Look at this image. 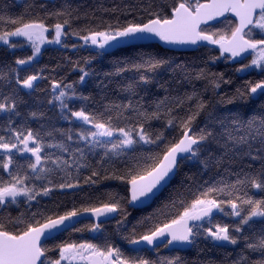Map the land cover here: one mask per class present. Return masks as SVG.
Masks as SVG:
<instances>
[{
  "label": "snow or ice",
  "instance_id": "obj_1",
  "mask_svg": "<svg viewBox=\"0 0 264 264\" xmlns=\"http://www.w3.org/2000/svg\"><path fill=\"white\" fill-rule=\"evenodd\" d=\"M39 7L31 18L0 7L3 51L31 48L0 66V264H190L181 253L192 248L216 252L219 264H264V79L222 93L232 81L210 67L231 62L237 73L264 76V0ZM72 37L83 42L73 49L95 55L71 62L76 80L53 78L48 98L30 103L43 77L21 76V67L37 62L42 45L67 48ZM152 39L206 49L204 66L162 82L152 74L165 61L147 52L102 77L91 68L110 49ZM126 72L137 75L112 88ZM185 165L196 171L130 221L127 207L147 205Z\"/></svg>",
  "mask_w": 264,
  "mask_h": 264
},
{
  "label": "trees",
  "instance_id": "obj_2",
  "mask_svg": "<svg viewBox=\"0 0 264 264\" xmlns=\"http://www.w3.org/2000/svg\"><path fill=\"white\" fill-rule=\"evenodd\" d=\"M138 0H0V7L6 6L8 11L13 15L25 14L26 18H31L33 14L40 13L42 11L39 7L41 4L47 6L48 11H53L57 8L63 7L66 4L71 5L76 8L79 7L81 11H91L98 8H113L116 6L123 7L127 4H136ZM35 5V7H31ZM108 18V17H105ZM54 21H48L49 24ZM80 27H88L83 21L80 22ZM68 47L63 48L60 45H45L41 51L42 55L38 57L37 62H35L31 67L23 68L21 67L20 74L21 76H26L29 74H40L43 79L37 81L36 90L32 93L31 97H25L29 99L30 103L32 101L43 102L48 98V93L50 92V83L53 78L61 79L67 77L65 82L71 80H76L78 78V73L73 72L71 62L83 61L84 58L89 57L90 55H95L94 52H91L87 48L77 49L72 48V44H77L78 46L82 44L80 40L76 37H72L67 41ZM140 52L152 53L153 55L162 58L165 63L163 66L154 74H152V79L155 82H162L166 79H170L174 74L179 73L182 69L187 72H193L199 67H203V61L207 58V51L204 48H194L191 50H174L167 47H163L158 43L149 42L141 44H131L125 46H119L113 49H110L103 56L97 57L91 64V68L94 69L98 74L103 76V73L114 72L117 62H123L125 60H133L136 58L137 54ZM31 54V48L25 47L23 49L15 50L13 55L12 52L3 51V46L0 45V66L4 63H11L14 61L15 57H23ZM213 55H218V52L212 53ZM250 57L242 61L243 63H248ZM239 64H233L231 62L225 63L223 61L216 63L215 65H210L213 72H222L224 73L225 79H230L232 83L230 85H222V93H233L237 87H240L245 84L246 81H258L264 79L258 71H251L247 74L237 73L235 71L238 68ZM137 74L133 72H126L121 76L114 77L112 80V88H115L118 83H124L129 79H132ZM95 80H90L87 89L91 91L93 89ZM197 88H202L204 86L203 81H194ZM152 91H155V84H153ZM27 91V90H25ZM114 95V93H113ZM208 98L214 103L217 99L216 96L212 95L210 92L207 94ZM47 110V105L44 106ZM232 108V105L228 106ZM22 111L26 109L22 108ZM49 115H54V111H50ZM36 124H33V127H36ZM66 126V125H61ZM196 168L192 165H185L180 172L173 178L170 184L162 189L158 193L157 197L154 198L148 205L137 209L133 207H127V211L130 213L129 220L133 223L136 219L141 216H146L152 213L157 207L164 201L169 192L174 188L179 181L183 178L186 173L195 172ZM111 189L115 192H119L121 195H124L123 186H117L116 184H111ZM101 191H103V186H101ZM65 199V198H61ZM70 201V197L66 198V202ZM23 209H13L12 215L15 216L19 211ZM119 218V217H117ZM83 224L90 223L89 220L82 221ZM115 224V221H111L106 225V228L109 232L112 231V228ZM78 227L80 225H77ZM67 233L64 234L67 237ZM83 235L84 238L89 237V233L85 232L83 234H74V238H78ZM121 246L125 249L130 248L126 242H120ZM200 248H205V245L201 244ZM228 252H237L238 248L229 247ZM162 255H168L169 252L167 249L161 248ZM181 255L185 256L190 264H196L198 261H203L207 259H214L219 264L222 257L214 251H199V249L192 248L185 252H182Z\"/></svg>",
  "mask_w": 264,
  "mask_h": 264
},
{
  "label": "water",
  "instance_id": "obj_3",
  "mask_svg": "<svg viewBox=\"0 0 264 264\" xmlns=\"http://www.w3.org/2000/svg\"><path fill=\"white\" fill-rule=\"evenodd\" d=\"M149 42H155V43L160 44V45L163 46V47H167V48L174 49V50H191V49L196 48L195 46H185V45H170V44H165L164 42L159 41L158 39L144 40V41H137V42H135V44L149 43ZM126 45H131V44H126ZM122 46H125V45H122ZM150 202H151V201H150ZM150 202H149V203H150ZM149 203H148V204H149ZM148 204H147V205H148ZM145 206H146V205H145ZM143 207H144V206H143Z\"/></svg>",
  "mask_w": 264,
  "mask_h": 264
},
{
  "label": "rangeland",
  "instance_id": "obj_4",
  "mask_svg": "<svg viewBox=\"0 0 264 264\" xmlns=\"http://www.w3.org/2000/svg\"><path fill=\"white\" fill-rule=\"evenodd\" d=\"M48 38L51 39V36H49ZM81 42H82V41H81ZM82 43H83V42H82ZM45 45H47V44H45ZM45 45H42V46H41V49H42Z\"/></svg>",
  "mask_w": 264,
  "mask_h": 264
}]
</instances>
